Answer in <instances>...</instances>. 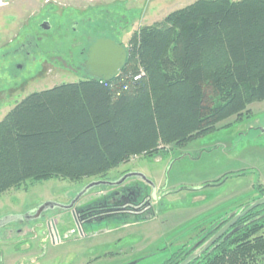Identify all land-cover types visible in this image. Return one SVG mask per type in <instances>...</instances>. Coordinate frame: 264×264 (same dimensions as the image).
I'll return each mask as SVG.
<instances>
[{
	"label": "trees",
	"instance_id": "16d2710c",
	"mask_svg": "<svg viewBox=\"0 0 264 264\" xmlns=\"http://www.w3.org/2000/svg\"><path fill=\"white\" fill-rule=\"evenodd\" d=\"M127 45L112 80L34 91L5 114L0 194L26 181L102 175L130 157L185 145L264 101V0H196L140 27ZM139 68L144 76L132 82ZM235 227L187 264H264V203ZM176 256L162 264L186 257Z\"/></svg>",
	"mask_w": 264,
	"mask_h": 264
},
{
	"label": "rangeland",
	"instance_id": "374dc122",
	"mask_svg": "<svg viewBox=\"0 0 264 264\" xmlns=\"http://www.w3.org/2000/svg\"><path fill=\"white\" fill-rule=\"evenodd\" d=\"M29 1L30 11L44 4V0ZM51 1L66 12L72 6L84 10L80 19L92 14V34H109L127 47L134 31L196 0ZM90 5L94 14L86 9ZM25 7L17 4V25ZM6 13L0 9V29L8 25ZM84 28V23L79 25V29ZM67 45L61 41L50 44L45 50L48 54H32L16 77L3 69L8 60L0 59V120L31 92L85 78L83 71L72 68L77 66L79 45ZM248 109V115L233 116L185 145L167 146L154 156L130 157L102 175L76 181H26L19 188L3 192L0 220L16 219L0 226V264L164 263L176 249L174 246L191 240L201 227L264 195V101L254 102ZM125 171L142 173L155 191L158 214L154 219L128 226L116 222L85 225L77 220L73 209L57 208H47L35 218L25 216L45 202L68 205L89 183L116 182ZM107 190L92 189L77 205L88 203L93 193Z\"/></svg>",
	"mask_w": 264,
	"mask_h": 264
},
{
	"label": "flooded vegetation",
	"instance_id": "af4514ba",
	"mask_svg": "<svg viewBox=\"0 0 264 264\" xmlns=\"http://www.w3.org/2000/svg\"><path fill=\"white\" fill-rule=\"evenodd\" d=\"M17 4L27 6L24 9V14L20 17V21L18 20V25L16 23ZM29 4V0H0V9L7 11L4 15H6L5 20L8 24L0 29V34H2V36H0V59H2L3 62L8 60L6 67L3 69L6 70L11 77H16L18 71L22 70L26 62L32 58V54H48L45 50H47L50 44H57L63 41L67 42V46L71 48L79 45L80 50L78 53L77 66H73L72 68L80 70L81 72L83 71L84 75H86L85 77H90L89 68L84 67L88 46L97 38H113L106 33L96 36V32L95 34L90 32V29L93 27L90 17L92 14L90 13L94 14L92 5L86 8L90 16L80 19V14L84 10L76 9L74 6L67 8L66 12L65 9L59 7L55 1L44 0V4L40 9L37 11H30L28 8ZM49 15L51 17L50 19L48 18ZM83 23L87 25V28L79 29V25H83ZM84 42L86 43L83 44ZM43 62L41 64H44ZM2 90L3 89H0V92ZM130 173L140 172L125 171L123 175H121V178ZM148 185V180L141 175L131 174L119 184L97 186L107 188L108 190L105 192H98L96 195L93 193L92 195H94V198L89 200L88 203L77 205L78 200L83 195L86 193L88 194V192L97 187L89 189L70 209H73L77 220L85 225L116 222L119 224L118 226H128V224L147 222L154 219L158 214L155 207L157 205L155 191ZM164 194L166 193L164 192ZM240 207L241 206L238 207L237 211H240ZM54 208L61 209L58 207ZM232 217L233 216H229V212H227L224 215L218 216L205 227L200 226L201 229L191 240L174 246L176 249H174L171 254V256L177 254L174 261L179 260L183 255L187 257L191 253H199L196 256L199 257L209 252V250L216 245L218 240L228 235L232 229L236 228L237 220L212 244L206 249H203V245L206 241L217 233ZM19 220L23 221V218H19ZM210 231L212 233L207 235V232ZM184 259L180 260L179 263Z\"/></svg>",
	"mask_w": 264,
	"mask_h": 264
},
{
	"label": "water",
	"instance_id": "95a60500",
	"mask_svg": "<svg viewBox=\"0 0 264 264\" xmlns=\"http://www.w3.org/2000/svg\"><path fill=\"white\" fill-rule=\"evenodd\" d=\"M127 49L126 47L119 43L114 38H97L95 39L87 48L86 51V59L84 61V67L89 68V76L92 78H97L104 81L112 80L116 77V75L122 70L126 63L127 59ZM131 174L141 175L143 178L146 177L141 173H130L125 175L123 178L116 182H106V181H95L91 182L84 187L82 191L78 193V195L74 198V200L68 204L63 205L57 202H45L43 203L35 212V214L25 215L28 217H38L44 210L47 208L58 207L61 209H70L73 204L89 189L97 187L99 185H115L121 183L127 176ZM264 203V196H261L251 202L240 211L235 210L232 213H229V216H233L217 233H215L206 243L203 245V249H206L210 244H212L224 231H226L229 227H231L236 220L245 215L250 210L260 206ZM16 219L13 217H6L0 220V226L7 224L8 222ZM236 228L232 229L229 233L231 234ZM199 253H191L187 256L183 261L179 264H187L189 261L194 259Z\"/></svg>",
	"mask_w": 264,
	"mask_h": 264
},
{
	"label": "built area",
	"instance_id": "2783aa9c",
	"mask_svg": "<svg viewBox=\"0 0 264 264\" xmlns=\"http://www.w3.org/2000/svg\"><path fill=\"white\" fill-rule=\"evenodd\" d=\"M144 76L143 69L139 68L138 71L134 74H130V78L132 82L139 81ZM126 86V85H124Z\"/></svg>",
	"mask_w": 264,
	"mask_h": 264
}]
</instances>
